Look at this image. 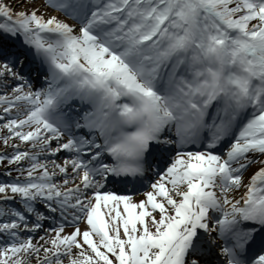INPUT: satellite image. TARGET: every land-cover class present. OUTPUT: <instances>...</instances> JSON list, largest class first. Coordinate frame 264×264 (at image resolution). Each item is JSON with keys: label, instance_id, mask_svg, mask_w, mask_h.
<instances>
[{"label": "snow or ice", "instance_id": "6c2138e0", "mask_svg": "<svg viewBox=\"0 0 264 264\" xmlns=\"http://www.w3.org/2000/svg\"><path fill=\"white\" fill-rule=\"evenodd\" d=\"M0 121V264H264V0H0Z\"/></svg>", "mask_w": 264, "mask_h": 264}, {"label": "bare ground", "instance_id": "6f19581e", "mask_svg": "<svg viewBox=\"0 0 264 264\" xmlns=\"http://www.w3.org/2000/svg\"><path fill=\"white\" fill-rule=\"evenodd\" d=\"M7 2H9V3H13L14 2V0H7ZM36 2L37 3H40V4H42L43 3V0H36ZM47 11L48 12H52L53 10H51L50 8H48L47 9ZM57 14L58 15H60L58 12H57ZM0 122H2V121H0ZM40 159H48L49 161H51V160H53V159H57V160H60L61 161V158L59 157V155H57V156H55V157H53V156H42ZM62 162V161H61ZM257 165L256 164H253V165H251L249 168H248V170L245 172V175H247L248 173H250L255 167H256ZM51 170V169H50ZM70 172V171H69ZM62 177V176H61ZM61 177H59V179H64V177L63 178H61ZM69 179H71V174H70V176H69ZM1 202V201H0ZM81 226L83 227V222H81ZM72 227H74V225H71V224H67L66 226H65V231H68V230H70Z\"/></svg>", "mask_w": 264, "mask_h": 264}, {"label": "rangeland", "instance_id": "374dc122", "mask_svg": "<svg viewBox=\"0 0 264 264\" xmlns=\"http://www.w3.org/2000/svg\"><path fill=\"white\" fill-rule=\"evenodd\" d=\"M16 8H19L20 5L19 4H16L15 5ZM0 131H4L3 129H0ZM5 149V145L3 144L2 141H0V150H4ZM8 151H12L11 148H8L7 149ZM6 164V161H0V180H3L6 178V173L4 171V165ZM12 172L15 173V170H13ZM16 175V174H14ZM36 235H39V233H37Z\"/></svg>", "mask_w": 264, "mask_h": 264}]
</instances>
